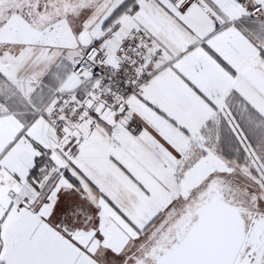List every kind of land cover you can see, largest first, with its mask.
<instances>
[{
  "label": "snow or ice",
  "instance_id": "1",
  "mask_svg": "<svg viewBox=\"0 0 264 264\" xmlns=\"http://www.w3.org/2000/svg\"><path fill=\"white\" fill-rule=\"evenodd\" d=\"M0 264H264V0H0Z\"/></svg>",
  "mask_w": 264,
  "mask_h": 264
}]
</instances>
